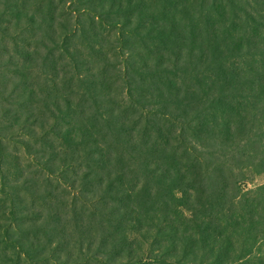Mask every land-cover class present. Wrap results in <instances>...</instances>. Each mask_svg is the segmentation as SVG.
Returning a JSON list of instances; mask_svg holds the SVG:
<instances>
[{"label":"trees","instance_id":"trees-1","mask_svg":"<svg viewBox=\"0 0 264 264\" xmlns=\"http://www.w3.org/2000/svg\"><path fill=\"white\" fill-rule=\"evenodd\" d=\"M247 172L264 0H0V264H264Z\"/></svg>","mask_w":264,"mask_h":264},{"label":"rangeland","instance_id":"rangeland-1","mask_svg":"<svg viewBox=\"0 0 264 264\" xmlns=\"http://www.w3.org/2000/svg\"><path fill=\"white\" fill-rule=\"evenodd\" d=\"M13 180L14 179H12L10 182H12ZM242 185L246 189H253L255 187L264 185V173L263 174L262 173L261 174H254L251 172H247ZM3 226H6V225H3ZM23 238H25V237H23ZM143 247L146 248V245H143ZM7 252L13 254V253L19 252V250L12 252V250L9 249ZM74 254H77V252L74 251Z\"/></svg>","mask_w":264,"mask_h":264}]
</instances>
